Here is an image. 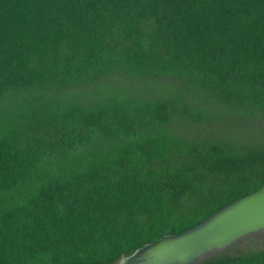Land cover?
Listing matches in <instances>:
<instances>
[{
  "label": "trees",
  "instance_id": "trees-1",
  "mask_svg": "<svg viewBox=\"0 0 264 264\" xmlns=\"http://www.w3.org/2000/svg\"><path fill=\"white\" fill-rule=\"evenodd\" d=\"M263 185L264 0H0V264H117Z\"/></svg>",
  "mask_w": 264,
  "mask_h": 264
},
{
  "label": "water",
  "instance_id": "water-1",
  "mask_svg": "<svg viewBox=\"0 0 264 264\" xmlns=\"http://www.w3.org/2000/svg\"><path fill=\"white\" fill-rule=\"evenodd\" d=\"M264 231V185L179 235L164 236L137 249L117 264H194L246 236Z\"/></svg>",
  "mask_w": 264,
  "mask_h": 264
},
{
  "label": "rangeland",
  "instance_id": "rangeland-1",
  "mask_svg": "<svg viewBox=\"0 0 264 264\" xmlns=\"http://www.w3.org/2000/svg\"><path fill=\"white\" fill-rule=\"evenodd\" d=\"M262 233H264V231H263V232H261V234H262ZM252 235H253V234H252ZM252 235H249V236H246V237H250V236H252Z\"/></svg>",
  "mask_w": 264,
  "mask_h": 264
}]
</instances>
